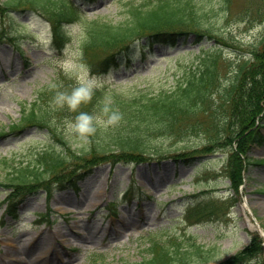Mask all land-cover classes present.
<instances>
[{
  "label": "rangeland",
  "instance_id": "rangeland-1",
  "mask_svg": "<svg viewBox=\"0 0 264 264\" xmlns=\"http://www.w3.org/2000/svg\"><path fill=\"white\" fill-rule=\"evenodd\" d=\"M8 1L0 0V131L21 117L20 103H32L37 91L57 73L75 75L89 86L138 83L158 89L174 85L184 67L199 63L201 45L190 36L176 47L153 48L155 52L144 59L136 56L130 69L123 65L105 74H92L79 58L76 41L56 49L47 18L39 10L7 8ZM73 1L88 17L101 16L117 23L130 0ZM197 2L215 33L227 43L223 44V67L260 47L264 0H230L228 10L220 0ZM69 29L75 38L79 35V25ZM208 40L203 42L205 49L216 44ZM96 116L104 120L101 113ZM62 122L56 133L35 127L18 135L0 136V183L10 181L16 168L27 166L43 149L81 151L93 146L76 124ZM204 140L196 136L178 143L155 137V145L166 151L162 163L116 168L104 164L76 191L52 183L54 194L48 198L40 190L30 196L20 206L17 218L6 213L7 192L0 186V264H92L98 253H103L102 264H132L147 256L152 238H177L186 252L181 264H218L246 246L252 234L264 237V166L248 168L245 186L240 195H233V209L216 217L186 220L188 207L196 201L230 197L224 152L199 158L192 165L168 160V151L194 150L202 147ZM250 155L264 158V146L253 147ZM194 243L202 247L201 253ZM263 263L264 257H260L248 264Z\"/></svg>",
  "mask_w": 264,
  "mask_h": 264
},
{
  "label": "trees",
  "instance_id": "trees-1",
  "mask_svg": "<svg viewBox=\"0 0 264 264\" xmlns=\"http://www.w3.org/2000/svg\"><path fill=\"white\" fill-rule=\"evenodd\" d=\"M220 1L228 10L230 0ZM197 3V0H130L125 3L124 17L114 23L101 16H86L73 0L7 2V8L39 10L51 24L53 46L62 49L76 41L81 62L96 74L108 72L113 66H130L134 56L145 58L149 49L176 47L190 36L201 45L197 54L199 63L184 67L170 87L153 89L138 83L90 87L75 75L66 77L61 73L60 78L57 73L37 91L32 103L21 102V117L6 131H0L1 137L35 127L56 133L63 120L76 124L83 138L94 144L81 151L71 147L46 148L36 153L27 166L16 168L15 177L0 183L7 192L5 201L9 203L7 213L11 217L16 218L19 205L40 189L50 196L52 183L78 188L98 166L110 164L114 168L118 164L155 160V156L159 160L167 158L165 148L155 145V137L178 143L196 136L205 138L200 148L168 151L176 162L191 165L208 154H227L224 169L231 196L224 201L213 197L196 201L187 209L188 220L220 216L236 204L232 194H240L247 167L264 163V159L248 155L254 144L261 145L264 141V37L251 55H239L232 64L227 63L228 67H223V44L227 43L215 33ZM75 24L80 27L76 38L69 29ZM207 39L216 44L205 49L207 45L203 42ZM97 113L104 120H99ZM193 246L201 253V246L196 243ZM263 249L261 237L255 234L250 244L219 264H247L261 256ZM184 251L177 238L168 241L152 238L146 248L147 256L132 264H181L186 261ZM103 260V255L95 254L92 264H102Z\"/></svg>",
  "mask_w": 264,
  "mask_h": 264
}]
</instances>
